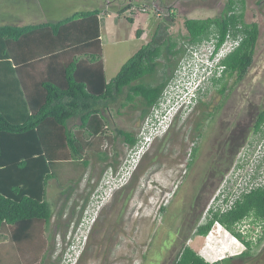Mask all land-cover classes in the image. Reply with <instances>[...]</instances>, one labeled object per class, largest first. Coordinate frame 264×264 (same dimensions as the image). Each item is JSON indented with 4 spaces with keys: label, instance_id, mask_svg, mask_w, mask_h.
Instances as JSON below:
<instances>
[{
    "label": "rangeland",
    "instance_id": "obj_1",
    "mask_svg": "<svg viewBox=\"0 0 264 264\" xmlns=\"http://www.w3.org/2000/svg\"><path fill=\"white\" fill-rule=\"evenodd\" d=\"M67 1L0 0V24L58 20L94 6L102 8V58L109 80L147 42L169 9L175 19L168 32L182 43L187 34L185 18L219 15L226 0H106L103 6L95 0ZM129 2H133L132 12L127 9ZM244 7L245 21L259 26L253 61L245 76L238 81L234 76L223 80L224 94L219 93V82L209 79L201 83L192 104L172 122L168 132L152 140L145 153L148 144H140L134 151L115 136V128L141 138L144 126L159 119L158 113L170 105L173 95L186 98V87L181 85L197 78L201 62L213 52L214 38L179 58L164 93L165 102L143 120L138 119L139 110L124 107L117 111L118 106L113 105L103 133L91 137L77 128V118L70 120L83 144L82 157L53 164L54 177L48 181L46 194L52 210L48 225L40 226L26 242L15 243L4 231L0 264H173L184 245L214 262L244 250V245L217 223L207 235L194 234L196 226L206 219V208L214 196H236L255 183L264 187V169L260 177L246 182L264 150V140L257 142L243 169L235 166L243 158V151L235 152L236 145L245 139L250 119L264 103V0H244ZM126 17H132L133 22ZM232 45L233 41L227 40L213 61ZM214 76L220 77V72ZM202 111L214 115L208 117ZM197 120L201 122L198 138L194 129ZM230 121H239L234 133L228 129ZM157 124L161 127V122ZM197 143L198 151L188 167ZM222 168L221 179L211 181L206 174ZM237 229L245 232L254 251L264 245V224L245 220Z\"/></svg>",
    "mask_w": 264,
    "mask_h": 264
},
{
    "label": "trees",
    "instance_id": "obj_2",
    "mask_svg": "<svg viewBox=\"0 0 264 264\" xmlns=\"http://www.w3.org/2000/svg\"><path fill=\"white\" fill-rule=\"evenodd\" d=\"M95 1L101 6L106 3ZM132 4H127L129 12ZM170 10L150 40L109 80L102 58V8L94 6L58 20L0 24V239L6 231L13 242H26L40 226L48 225L52 210L46 194L48 181L54 177L53 164L82 157L83 144L70 120L77 118V128L90 137L103 133L113 105L117 111L124 107L139 110L143 120L164 97L179 58L211 38L216 51L227 40L233 41L220 58V77L212 76L211 81L223 86L226 76H235L236 81L245 76L253 61L259 26L245 21L244 0H226L214 17L185 18L187 34L182 43L168 32L175 19ZM126 19L133 22L132 17ZM259 116L257 130L264 124V111ZM115 136L129 147L138 140L136 134L121 128H115ZM191 153L188 164L195 149ZM245 220L264 224V187L241 192L223 212L210 210L194 230L195 235H207L218 222L244 250L209 262L184 245L173 264H264V245L254 251L251 240L237 229Z\"/></svg>",
    "mask_w": 264,
    "mask_h": 264
},
{
    "label": "clouds",
    "instance_id": "obj_3",
    "mask_svg": "<svg viewBox=\"0 0 264 264\" xmlns=\"http://www.w3.org/2000/svg\"><path fill=\"white\" fill-rule=\"evenodd\" d=\"M200 44H198V45H200ZM217 51L214 50V47H213V52H211L208 56H206L205 57L206 59L201 62V64H200L201 71H200L199 75L197 76V78H195V79L193 78L192 79L193 82L190 85H184V87H186L185 96H187V97L186 98H179V97H177V95H173L170 105L167 108L163 109V111L160 110V112L158 113L160 116L159 119L156 122L154 119L153 121L147 123L144 126V129L141 132V138L137 137L138 138L137 143L133 146L134 151L140 147L139 146L140 144H142V146L150 144L152 142V140H154L156 137H160L164 133V131L172 124V122L177 117H179L181 114H183L187 110V108L192 104L191 99L195 98L196 94H198L200 92L201 83L211 79V77L214 76L217 72H221L222 66L219 65L220 59L213 61ZM198 85H200V87ZM163 98L160 100L157 107H159L161 104H163L165 102ZM170 111H172V112H170ZM158 122H161V127L157 124ZM157 132H159V133L155 134ZM146 148L144 149L143 153H145ZM111 176H113V175L111 174ZM115 177H116V175H115ZM219 198L220 197H218L217 199H219ZM237 227L239 228L240 225Z\"/></svg>",
    "mask_w": 264,
    "mask_h": 264
},
{
    "label": "flooded vegetation",
    "instance_id": "obj_4",
    "mask_svg": "<svg viewBox=\"0 0 264 264\" xmlns=\"http://www.w3.org/2000/svg\"><path fill=\"white\" fill-rule=\"evenodd\" d=\"M153 33V32H152ZM150 37H151V35H150ZM150 40V38L147 40V42ZM227 78H229L228 76H226L225 78H224V80L225 79H227ZM236 78H235V76H234V80H235ZM236 81V80H235ZM223 86H224V83H223ZM223 86H222V88L221 89H219V93H221V94H224L223 93ZM220 91H222V92H220ZM151 111H152V109H151ZM262 111H264V103H263V105H261L260 107H259V109H257L256 111H255V113H254V115L252 116V118L250 119V122L248 123V125H249V127H248V133L246 134V136H245V139H242L237 145H236V151L235 152H241V151H243V158L241 159V162H238V163H236L235 164V166L237 165L238 166V168H244L245 166H246V164H247V162H248V158H247V156L249 157L250 155H252V154H254V152L256 151L255 149V147H256V144H257V142H259V141H263L264 140V124H262V126H261V130H257V123H258V120L260 119V116H259V113L260 112H262ZM149 115V114H148ZM148 115H146V117L148 116ZM206 115H208V117L210 116H213L214 115V112H206ZM146 117H144V118H146ZM206 117V116H205ZM138 119L139 120H142V118H141V111H139V113H138ZM208 119V118H207ZM200 125H201V122L199 121V120H197L196 122H195V130H196V132H195V134H196V138H198L199 137V135H200V133H199V128H200ZM228 129H229V127L231 128V132L232 133H234L235 131H236V127H239V121L238 122H233V121H230L229 123H228ZM171 126V125H170ZM169 126V127H170ZM169 127L164 131V133L163 134H165V132L169 129ZM168 132V131H167ZM162 134V135H163ZM249 134V135H248ZM161 135V136H162ZM248 135V136H247ZM252 136H254L255 137V140H250L249 138L250 137H252ZM151 144H153V141L150 143V144H148V147L146 148V151L149 149V146L151 145ZM195 149V156H196V153H197V151H198V143L197 144H195L193 147H192V150H194ZM191 150V151H192ZM145 151V152H146ZM246 155V156H245ZM195 158V157H194ZM193 158V159H194ZM191 159V158H190ZM190 159H189V161H190ZM193 161V160H192ZM189 163V162H188ZM187 163V166L189 167V164ZM193 162H191V164H192ZM190 164V165H191ZM221 167H222V165H221ZM262 169H264V150H262V153H261V155H260V157H258V159H257V162H256V164L254 165V171H252V173H249L248 175H249V179L246 181L247 183H250V182H253V181H251L252 179H256V178H258V177H260V174L262 173ZM245 172V174L246 173H248V171L247 170H245L244 171ZM206 174H207V176L211 179V181L213 180V178H217L218 177V179H221L223 176H224V170H223V168L222 169H218V170H215V169H210V170H208L207 172H206ZM246 183V184H247ZM255 187V186H254ZM250 188H253V187H250ZM249 188V189H250ZM248 189V190H249ZM248 190H246V191H248ZM218 195H216V196H214V197H217ZM226 196H228V194L226 195ZM225 196V197H226ZM213 197V198H214ZM196 216L194 217V219H193V221H195L196 219ZM250 223V222H249ZM200 224V223H199ZM198 224V225H199ZM252 224V223H251ZM261 248L262 247H260L259 249H258V251L257 252H259L260 250H261Z\"/></svg>",
    "mask_w": 264,
    "mask_h": 264
},
{
    "label": "built area",
    "instance_id": "obj_5",
    "mask_svg": "<svg viewBox=\"0 0 264 264\" xmlns=\"http://www.w3.org/2000/svg\"><path fill=\"white\" fill-rule=\"evenodd\" d=\"M254 186L255 187L261 186V183H255ZM241 192H243V190L240 191L236 196H231V195L226 196L227 194H225L221 198L217 199V202L214 201V199H215V197H214L212 199V202H211L212 204L209 205L206 208V215H208L210 213V210L211 211L219 210L220 212H223L227 208H230V206L233 204V202L239 197V195L241 194ZM215 223H217V222H215ZM217 224H219V223H217ZM238 230H240V229H238ZM240 232L243 233V234H245V232H243L241 230H240ZM209 233H211V232H209Z\"/></svg>",
    "mask_w": 264,
    "mask_h": 264
},
{
    "label": "crops",
    "instance_id": "obj_6",
    "mask_svg": "<svg viewBox=\"0 0 264 264\" xmlns=\"http://www.w3.org/2000/svg\"><path fill=\"white\" fill-rule=\"evenodd\" d=\"M94 3H100V1H95ZM100 20H101V17H100ZM100 37H101V41H102V31H101V26H100ZM103 67H104V72H105V64H104V60H103ZM106 77V76H105ZM107 80V79H106Z\"/></svg>",
    "mask_w": 264,
    "mask_h": 264
}]
</instances>
